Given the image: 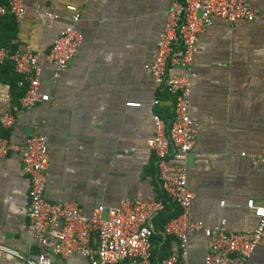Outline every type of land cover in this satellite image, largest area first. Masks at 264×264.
<instances>
[{"label": "crops", "instance_id": "0c3cea01", "mask_svg": "<svg viewBox=\"0 0 264 264\" xmlns=\"http://www.w3.org/2000/svg\"><path fill=\"white\" fill-rule=\"evenodd\" d=\"M170 1L23 0L26 13L20 20L0 17V49L31 50L42 60L40 90L50 100L30 109L15 97L22 87L12 62L0 63V115L13 112L8 137L17 143L47 135L48 200H75L91 215L98 205H116L137 190L161 196L157 159L147 141L154 134V114L171 119L173 109L144 64L153 56ZM247 2L264 12V0ZM69 5L81 13L76 25L83 42L55 78L45 56L72 23ZM198 47L190 104L201 124L188 162L196 195L192 216L206 226L225 221L234 231L253 229L258 219L247 202L264 203V163L243 153H259L264 144V19L215 18ZM156 98L162 104H155ZM132 101L141 106H129ZM30 186L17 153L0 158V264H26L15 252L49 253L29 230ZM209 243L202 231L190 233V264H203ZM172 244L178 247L175 238ZM54 259L89 264L79 254ZM247 264H264V247L256 248Z\"/></svg>", "mask_w": 264, "mask_h": 264}, {"label": "built area", "instance_id": "2783aa9c", "mask_svg": "<svg viewBox=\"0 0 264 264\" xmlns=\"http://www.w3.org/2000/svg\"><path fill=\"white\" fill-rule=\"evenodd\" d=\"M68 8L73 11L72 23L61 29L45 56L54 67L55 78L67 70L83 42V34L76 25L81 13L74 5ZM25 13L23 0H8L7 3L0 0V17L10 14L20 20ZM215 18L231 23L254 21L264 19V12L247 0H171L153 56L144 64L160 91L169 97L173 109L171 119L154 114V134L147 141L157 158L156 178L163 196L155 197L137 190L116 205H98L88 215L75 200L47 199L50 155L45 133L33 134L23 143L0 136V158L17 153L30 174L28 226L39 246L49 251H42L35 257L15 252L21 261L55 264V256L79 254L89 264H152L154 219L165 209L167 201L178 204L182 212L164 227V238H175L178 247L160 264H190V233L195 230L202 231L210 242L203 264H247L256 248L264 247V203L248 200L247 206L258 222L253 229L243 231L229 229L225 221L206 226L203 220L192 216L196 195L189 185L188 162L201 130L200 122L190 111L193 80L198 75L193 64L200 35L208 31ZM5 62H12L14 71L20 76L18 86L24 88L25 93L18 100L24 109L50 100V95L40 90L43 68L37 53L1 48L0 63ZM162 102L161 98L154 100L155 104ZM127 104L141 106V102ZM15 121L13 112L0 115L3 127L11 128ZM243 156H248L255 164H263L264 144L261 152H244Z\"/></svg>", "mask_w": 264, "mask_h": 264}, {"label": "trees", "instance_id": "16d2710c", "mask_svg": "<svg viewBox=\"0 0 264 264\" xmlns=\"http://www.w3.org/2000/svg\"><path fill=\"white\" fill-rule=\"evenodd\" d=\"M7 1L8 0H1L2 3H7ZM12 18L15 19L14 17H12ZM12 66H13V64H12ZM19 79H20V76H18V78H17V81H16L17 83H18ZM20 89L21 90H19V92H17L15 94L16 99H19V97H21L25 93V89H23V88H20ZM0 136H3V137L9 136L8 128L3 127L2 124H0ZM163 195L164 194L161 190V196H163ZM181 212H182V209L178 204L167 201L165 209L163 211H161L155 217V219H154L155 233H154L153 238H152L155 248L153 250L152 264L162 263V260L165 257H167L169 254H171V252L173 250V244H172L173 237L164 238L163 231H164L165 225L171 219L180 215Z\"/></svg>", "mask_w": 264, "mask_h": 264}]
</instances>
